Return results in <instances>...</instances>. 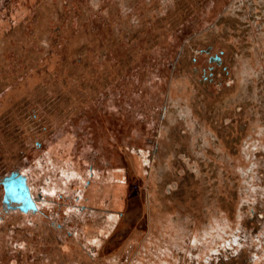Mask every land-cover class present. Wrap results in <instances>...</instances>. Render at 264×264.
I'll list each match as a JSON object with an SVG mask.
<instances>
[{
    "label": "rangeland",
    "instance_id": "1",
    "mask_svg": "<svg viewBox=\"0 0 264 264\" xmlns=\"http://www.w3.org/2000/svg\"><path fill=\"white\" fill-rule=\"evenodd\" d=\"M0 6L5 27L6 8L27 11L21 31H0V81L21 95L14 105L0 95V166H19L9 158L16 149L34 168L62 125L69 132L87 122L77 137L92 140L118 185L102 264H177L183 243L165 248L172 242L164 218H191L158 192L157 170L175 176L177 160L154 148L155 130L165 136L174 126L204 165L192 187L202 191V203L208 197V220L220 233L234 231L240 205L256 201L264 169V0H0ZM39 93L36 108L31 97ZM204 130L210 136L203 138ZM1 240L0 264H8Z\"/></svg>",
    "mask_w": 264,
    "mask_h": 264
},
{
    "label": "flooded vegetation",
    "instance_id": "2",
    "mask_svg": "<svg viewBox=\"0 0 264 264\" xmlns=\"http://www.w3.org/2000/svg\"><path fill=\"white\" fill-rule=\"evenodd\" d=\"M1 9L4 10L0 6ZM6 9L8 17L5 21L9 25L5 27V23L0 21V31H21L18 22L27 11L14 10L10 6ZM37 57L33 56V59ZM212 60L218 66L222 63L217 55ZM3 81L5 82L0 81L2 99H14L13 105L18 103L21 95L14 91V87H10L9 91L6 88L3 90L4 83L9 82ZM39 95L40 93L33 94L31 97L36 102V108ZM49 110L52 112L53 108ZM119 111L118 106L113 108L116 117ZM122 118L124 119V115ZM154 124L152 125L155 126ZM66 126L70 125H62L63 130L59 131L62 135L58 133L45 141L47 150L44 154L37 155L38 161L34 163V168L26 166L27 161L22 154L16 157V149L15 156L9 158L18 162L19 166L15 163L14 166L7 167V161L0 166V239L3 241L2 252L8 264L103 262V257L98 255L99 249H102L104 237L112 231L110 224L113 223V212L118 205L115 173L109 162L99 160V153L91 148V139L87 140V136L78 139L77 133L83 132L87 122L72 127L69 132ZM172 127L166 130L165 136L160 133L159 128L155 130L154 134L159 137L160 145L154 144V148L157 151L162 149V155L178 146L187 149L188 143L184 135H177L176 127ZM53 130L58 131L54 125ZM203 134V138L207 137V133ZM36 146L39 147L40 143L36 142ZM5 158L7 157L4 156ZM18 158H23L25 165ZM182 158L176 156L177 163L180 162L181 166L177 165L175 176L164 173L161 168L156 181L163 201L184 209L183 212H187L191 218L190 221L184 220L181 215V218L175 217L177 221L174 220V225L178 228V231H174L178 234L176 244L183 243L182 248H178L181 245L175 247L178 248L177 264H264V169L259 180L260 186L255 190L256 201L243 202L234 231L229 229L220 233V230L211 228L213 223L205 214L208 198L202 203V191L192 187L202 175L203 163L200 165L195 156L188 158L185 162L191 161L192 170L186 172L183 170L182 164L185 162ZM171 162L174 164L173 159ZM18 177L24 179L32 202V207L26 211L22 210V204L10 200L5 192V184ZM186 183H190L189 188ZM163 206L168 205L164 203ZM188 235L189 241L185 240ZM24 236L29 240L23 241ZM153 256L154 259L155 256L157 258L156 254Z\"/></svg>",
    "mask_w": 264,
    "mask_h": 264
},
{
    "label": "water",
    "instance_id": "3",
    "mask_svg": "<svg viewBox=\"0 0 264 264\" xmlns=\"http://www.w3.org/2000/svg\"><path fill=\"white\" fill-rule=\"evenodd\" d=\"M13 177L14 176H12V178ZM5 192L10 200L23 205V211H26L27 209L32 207L28 189L22 177H18L9 183H6Z\"/></svg>",
    "mask_w": 264,
    "mask_h": 264
},
{
    "label": "bare ground",
    "instance_id": "4",
    "mask_svg": "<svg viewBox=\"0 0 264 264\" xmlns=\"http://www.w3.org/2000/svg\"><path fill=\"white\" fill-rule=\"evenodd\" d=\"M202 1V0H201ZM205 4V3H204ZM174 5V4H173ZM173 7V6H172ZM175 8V7H174ZM158 9V8H157ZM165 10H167V9H165ZM201 11V10H200ZM158 12V11H157ZM163 13V12H162ZM165 14V13H164ZM209 14V13H208ZM172 15V14H171ZM241 59V58H240ZM240 74V73H239ZM238 77V76H237ZM245 78V77H244ZM185 82L187 81V80H184ZM242 84V83H241ZM238 89V88H237ZM232 91V90H231ZM172 104V103H171ZM203 132H206V130H204ZM105 134H106V132H105ZM206 135H209V134H206ZM130 141V140H129ZM221 141H223V140H221ZM133 142V141H132ZM131 142V143H132ZM124 143H126L125 141H124ZM130 143V144H131ZM134 144H137V143H135L134 142ZM206 144H207V147L209 146V144L207 143V141H206ZM205 145V144H204ZM121 146V145H120ZM129 147V146H128ZM138 147H139V145H138ZM206 149V148H205ZM130 150V149H129ZM132 150V149H131ZM116 151V150H115ZM119 151V150H118ZM143 153V152H142ZM116 155H118V153H116ZM119 157V156H118ZM215 157H216V155H215ZM207 160V159H206ZM228 159H226V161H227ZM118 162V161H117ZM217 163V162H216ZM209 165V164H208ZM214 165V164H213ZM203 168H204V165H203ZM117 169V168H116ZM218 170V169H217ZM117 172V171H116ZM118 175H119V173H118ZM117 175V176H118ZM149 177V176H148ZM119 178V177H118ZM214 180V179H213ZM119 182H121V181H119ZM208 187V186H207ZM211 193V192H210ZM230 193V192H229ZM214 195V194H213ZM220 195V194H219ZM211 197V196H210ZM208 198V197H207ZM148 199V198H147ZM123 201V200H122ZM150 201V200H149ZM147 202V201H146ZM121 204V203H120ZM212 204V203H211ZM217 204V203H216ZM158 205V204H157ZM146 206V205H145ZM121 207V206H120ZM211 207V206H210ZM223 207V206H222ZM148 210V209H147ZM146 213V212H145ZM231 214V213H230ZM168 214H166L165 216H166V218H164L165 220H168L167 221V223H166V227L168 228V237H167V240H169V241H171L172 242V246L171 245H165V248H167V249H171L172 247H176V241H177V238H178V234L176 233V232H174V231H178V228L174 225V221H171V219L167 216ZM162 216H164V215H162ZM149 219V218H148ZM150 219H152V218H150ZM217 223V222H216ZM101 226V225H100ZM164 226H165V224H164ZM211 226V228L213 229V230H215V229H218V230H220L221 229V226L219 225V224H214L213 223V225H210ZM105 227V226H104ZM101 228H102V226H101ZM162 228V227H161ZM166 228V229H167ZM103 229V228H102ZM156 233V232H155ZM162 233L160 232V234L159 235H161ZM161 236H163V235H161ZM156 252H158V251H156ZM159 253H160V251L158 252V253H155L156 255H159ZM161 254V253H160ZM161 257V256H160ZM155 258H156V256H155ZM157 258H158V256H157ZM163 259V258H162ZM132 261V260H131ZM162 263H164V262H162ZM146 264V263H145Z\"/></svg>",
    "mask_w": 264,
    "mask_h": 264
},
{
    "label": "trees",
    "instance_id": "5",
    "mask_svg": "<svg viewBox=\"0 0 264 264\" xmlns=\"http://www.w3.org/2000/svg\"><path fill=\"white\" fill-rule=\"evenodd\" d=\"M190 152L191 151L189 150V148L184 149L183 147H179V146L176 149H172L171 151H169V150L167 151V153L173 154V156H174L173 161H175L176 156H181V157H183L182 159L184 162L187 161L188 158L193 157V155H191ZM190 163H191V161L189 163L185 162L184 164H182L183 170H185L186 172H189L190 170H192ZM180 164H181L180 162L178 164L176 163L174 167L176 168L177 165L181 166Z\"/></svg>",
    "mask_w": 264,
    "mask_h": 264
},
{
    "label": "crops",
    "instance_id": "6",
    "mask_svg": "<svg viewBox=\"0 0 264 264\" xmlns=\"http://www.w3.org/2000/svg\"><path fill=\"white\" fill-rule=\"evenodd\" d=\"M163 169H164V168H163ZM159 171H160V169H159V170H157V172H158V173H159ZM168 215H169V214H168ZM168 215H167V216H168ZM168 217H169V216H168Z\"/></svg>",
    "mask_w": 264,
    "mask_h": 264
}]
</instances>
